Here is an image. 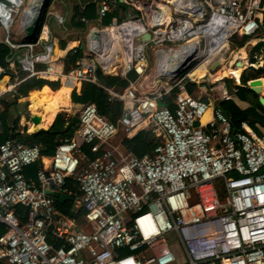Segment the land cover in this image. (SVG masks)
Instances as JSON below:
<instances>
[{"label": "built area", "instance_id": "obj_1", "mask_svg": "<svg viewBox=\"0 0 264 264\" xmlns=\"http://www.w3.org/2000/svg\"><path fill=\"white\" fill-rule=\"evenodd\" d=\"M25 1L0 0V43L12 49L8 65L0 61V98L31 78L78 91L84 82L99 84L98 68L114 76L115 61L120 77H136L124 87L104 85L123 103L116 121L85 104L74 134L35 174L30 167L46 157L40 145L0 141V264H264V132L248 122L236 131L216 100L187 88L189 70L214 64L236 38L259 43L264 0H120L123 9L118 0H98L96 18L82 17L92 23L84 56L68 70L50 34L29 41L24 27L21 34L15 29ZM52 16L66 22L64 13L51 11L44 26ZM146 32L151 37L142 40ZM166 97L174 109L161 103ZM140 130L156 138L143 156L124 143ZM68 177L80 191L73 201L75 212L85 211L83 223L62 213L48 193L71 196Z\"/></svg>", "mask_w": 264, "mask_h": 264}, {"label": "trees", "instance_id": "obj_2", "mask_svg": "<svg viewBox=\"0 0 264 264\" xmlns=\"http://www.w3.org/2000/svg\"><path fill=\"white\" fill-rule=\"evenodd\" d=\"M98 0H80V3L77 4L78 11H76V16L74 14V24L71 25L74 27L82 28L84 27V22L82 21V17H86L88 20L94 19L97 16V8H98ZM121 5V8H126L127 4L125 2H121L118 0ZM58 7H54L53 11ZM118 15V10H115L104 18L103 24H108L111 22L112 17ZM239 39V38H236ZM236 39L234 41H236ZM252 40L250 36H244L241 39L237 40V43H232L234 46L243 47L246 43ZM263 43H258L251 53L252 63H255L256 60L254 58L255 52ZM12 49L6 43H0V61L3 65H6L7 58L11 55ZM84 56L83 49L79 46L76 52L70 51L67 54V60L70 65L66 68L67 70L75 65L76 61ZM114 66V65H112ZM246 68H238L236 70L237 82H241L242 84H247L250 80L258 77L264 76V68H255L251 67L250 70L242 72ZM136 76L134 74H129L128 77H118V76H102L99 78V84L94 82H84L81 91H74L72 93V101L81 104V108L87 103H95L100 111V113L106 115L112 121H116L120 116L123 110V103L119 100H113L110 98L108 91L104 88L105 86H126L129 83V79H134ZM227 77V76H225ZM224 77V78H225ZM34 78L28 79L27 81H31ZM36 79V78H35ZM263 86H264V78ZM227 82V90L231 98H225L221 100H216V104L222 108L225 114L229 117L233 128L236 131L243 130L242 123L248 122L249 125L258 133H263V130L260 128H264V105L260 102V94L256 91L252 90L249 87L242 86L240 84H235V81L232 78H226ZM49 83V84H48ZM58 82L53 81H45V80H37L32 83V85L23 88V85L19 87V94L25 96L33 86L38 88H43L44 85H51L54 90L46 87L44 91L41 92L39 96H47L49 98H53L55 93L62 88V85L58 88ZM103 85V86H102ZM188 90L193 92L192 83L187 84ZM58 88V89H57ZM37 89V88H35ZM177 91V90H176ZM33 92L30 91L29 95L26 97V101L30 102V97ZM37 96V97H39ZM236 96L240 100L246 101L249 103L247 108H242L233 98ZM36 97V98H37ZM19 98V97H18ZM204 100H208L203 98ZM25 100V99H24ZM34 100H32L30 104V108L32 110V104ZM163 104H167L172 109H174V104L172 102L171 97H166L161 102ZM78 118L76 115L67 117V114L61 113L57 116L53 125L49 128L46 125L40 126L38 131L30 130V132L24 133L17 128V122L14 128H9L6 120V116L4 117V128L0 132V141H5L9 137L18 138L29 144H38L41 146L43 154L45 156H52L56 152L57 146L65 137L72 136L75 131V127L77 124ZM68 124V125H67ZM48 128V129H47ZM34 131V132H33ZM125 144L130 146L134 153L138 156H143L147 152H150L154 146L156 145V138L151 132L146 130H140L136 133V135L131 139H125ZM97 154H92L93 158L96 157ZM32 169H37V166H32L29 169L31 173ZM72 191V197L75 198L80 194V191L77 186V182L73 177L67 178V185ZM56 206L58 209L65 214L74 216L76 218H80L85 214L83 209L75 212L74 202L71 200H60L59 198H55ZM22 220L25 219V215L23 210H20Z\"/></svg>", "mask_w": 264, "mask_h": 264}, {"label": "rangeland", "instance_id": "obj_3", "mask_svg": "<svg viewBox=\"0 0 264 264\" xmlns=\"http://www.w3.org/2000/svg\"><path fill=\"white\" fill-rule=\"evenodd\" d=\"M28 3H29V0H26L25 1V4L21 7L22 10H21V12L19 14V17H18V24H16V26H15V29L18 31L19 34H21V29H20V26H19L20 25V20H21L22 14L24 12V9L27 7V4ZM79 3H80V0H51L49 2V5H48L47 9H46V12L44 13L43 20L48 16V14L51 11H53V8L54 7H58L61 10L62 13L67 14V16L71 18L72 15H74V9H75V7ZM51 18H52V20L53 19L54 20L56 19L55 16H52V17H49V20ZM80 30H81V28H80ZM81 32H82L81 35L84 37V40H86L87 35L84 34L85 29H84V31L81 30ZM0 34H1V37H2L3 36V33L1 31H0ZM259 35L261 36V39H264V30H262ZM239 39H241V38H239ZM239 39H236V41H234V42L237 43V40H239ZM253 40H255V39H253ZM256 42L257 41H255L254 43H256ZM245 46H246V44H245ZM237 47L238 48H241L242 46L241 47L237 46ZM237 47L234 46L233 44H231V46H230L229 49L230 50L233 49L234 51H237L236 50ZM255 47L256 46H254L252 44H250L248 46V56L249 57H247L245 59L244 66L243 67H237L236 65H233V68L231 70L230 69H226L223 73H217V74H215V71H212V73L216 75L214 78L213 77H207L205 79H201L200 72L199 73H196L195 75L192 74L193 79H195L197 81L196 82L195 80H191V79H188V81H187V83H192V87H193L192 94H194L195 96H198V97L200 96V97L206 98L208 100H209V98H212L213 101L214 100L225 99L229 95L228 90H227L226 78H232L235 81V84H237L238 82L236 81L237 80L236 70L238 68H242V69L246 68L242 72V74L245 71L250 70V68L252 67V64L254 65V67L256 69L259 68V67L260 68L261 67L264 68V42H263V45H261L260 48L257 49V51L255 52L254 58H255L256 62L255 63H252L251 53H253V50H255ZM229 52L227 53V55H229ZM233 57L232 56L229 57L226 61H229V60H231V61L232 60L237 61L238 60L237 57L234 58V59H233ZM113 65H115V64H113ZM225 65H226V68L229 67L228 66V62L225 63ZM200 68H202V66ZM186 73L187 72H185V70H184L181 73V75H184ZM181 75H180V77H181ZM225 76H227V77H225ZM118 77H120V76H118ZM8 78L6 77L5 80H7ZM262 78H264V76ZM37 80L38 79H35L34 78L31 81H26V82L20 84L17 87V89L19 90V87L22 86V85H23V88H26V87L32 85V83L34 81H37ZM199 80H201V83L198 82ZM11 81L12 82H15L14 79H12ZM239 83H241V82H239ZM61 85H62V82L59 81V83H57L58 88ZM46 87H49V89L54 90V91L56 90L51 85H44L43 88H46ZM30 91H31V89L27 93H25V94H27L25 96L19 95L18 91L17 92H13L12 91V92H9V93L4 94L3 96H1V98H0V132L4 128L3 123H4V117L5 116H6V120H7V124H8V127L9 128H11V129L14 128V126L16 125V122H17L18 123L17 124L18 130H20V131H22L24 133L30 132L29 131V126H30L29 124H30V122H32L31 121V116L34 115L33 112H32V110H31V108H30V104H31L32 100H34L37 96H39L42 91H44V89L37 88V90H35L33 92L32 96L30 97V102H29V101H26V97L29 95ZM72 93L73 92H71V96H72ZM260 95H263L264 96V92L261 93ZM230 97L231 96L229 95V98ZM237 101H238V103H240L242 105L241 107L247 106L243 102H240V100H237ZM71 105H70L69 108L64 109L61 112H59L58 115L61 114V113H64V114L66 113L67 115H70L69 113H71L70 111H72V112L75 113L76 117L78 118L79 117V114H80V111H81V106L78 105L76 108H74L75 106H74V104H72V97H71ZM261 128L264 129L263 127H261ZM40 129H43V128H40ZM36 131H38V130H36ZM121 139H122V134H120L115 139L114 142H116V143L117 142H120ZM217 186H218L220 195L222 197L224 195V193H223V187H222V182L219 181L217 183ZM169 241L177 244V238H175L174 236L169 237Z\"/></svg>", "mask_w": 264, "mask_h": 264}, {"label": "crops", "instance_id": "obj_4", "mask_svg": "<svg viewBox=\"0 0 264 264\" xmlns=\"http://www.w3.org/2000/svg\"><path fill=\"white\" fill-rule=\"evenodd\" d=\"M76 11H78L77 6L74 9L75 16H76ZM52 12L53 13H61L62 14V12H61V10L59 8L55 9ZM65 16H66V22L64 24H60L57 19H55V20L53 19L52 20V18H51L49 20V22H48V27L47 26H44L45 20H43L42 28H41V32H40V35H42L43 37H47V35L50 34L51 40L54 42V45H55V52H56V54H59V57H60L59 64H61L62 65L61 67H63V68H67L68 65H70L68 63V60H67L68 59L67 58V54L72 49V47H74L76 45H79L80 43L81 44L83 43L82 49L85 48L84 43H85L86 40H84V37L81 35V33H82L81 30L84 31V29H85L84 34L86 35L87 32H88V29H89L90 24H92V23L86 24L84 22V27H82L81 30H80V28H78L76 26L74 27V25H75L74 24V22H75L74 21V18H75L74 15H72L71 18L68 17L67 14H65ZM76 19H77V17L75 18V20ZM91 20H93V19H91ZM72 23L74 24L73 26L71 25ZM254 42H255V40H250L248 43H246V46L241 47L240 49L241 50H244V49L247 48V52H248V46L250 44H253ZM258 42L259 43L260 42L263 43L264 42V39H261ZM247 57H249V56L247 55ZM117 58H119V57H117ZM246 58H244L242 61L244 62ZM7 65H8V63L6 62V65L5 66H7ZM202 67H204V66H202ZM109 69H111V70L113 69L112 71H114V72H111V75L117 76L116 75L117 63H115V65L112 66V67H110ZM6 77L8 78L9 76H6ZM6 77H4V79ZM153 78H154V80L160 79V77L155 78V75H154ZM9 79H11V78L9 77L7 80H9ZM198 82L201 83V80H199ZM81 87L79 88L78 92L81 91ZM35 88H38V87H34L33 86L31 88V92H34L35 90H37ZM63 88H64V83H62V88L59 91L63 90ZM42 89L45 90V88H42ZM72 90H71V92H74ZM59 91H57L55 93V95H54L53 98H49L47 96H39V97H37V98L34 99V102L32 104V112H33V114L42 113L43 116H44V118L51 119V122L41 121L36 127L29 126V131L30 130H37L42 125H46L48 127L49 126L51 127L53 125V123L55 122L58 113L61 112L64 109H67V108L70 107V105H71V97H72L71 96V93L69 95V98H67L66 96H63L62 98H64V99H62V98H59V96H58ZM263 92H264V86L262 87V92L261 93H263ZM18 93H19V90H18ZM261 93H259V94H261ZM261 96H263V95H260V97ZM233 98L235 99V101L237 103H238L237 100H240L236 96H234ZM209 100H212V98H209ZM240 102H243L244 104L247 105V106H243L242 108H247L249 106V104L246 101L240 100ZM39 103H41V105H38ZM72 104H74V106H75L74 108H76L79 105V104H77V103H75L73 101H72ZM238 104L240 106H242L240 103H238ZM70 112H71V113H69L70 115H67V117H70L71 118L72 116L75 115V113L72 112V111H70ZM260 128H261V126H260ZM262 130L264 132V129H262ZM117 143H119V142H117ZM124 143H125V140H124ZM84 151H85V153L90 158H93L92 154H94V153L91 151V148L88 145H85ZM50 157L51 156H46L45 157V161L44 162L43 161L39 162L38 165H37V167L38 168L39 167H42L45 164V162L48 163ZM38 168L36 169V171L38 170ZM36 171H35V169H32L31 174H35ZM55 198H59L60 199V197H56V196H55ZM66 200H71L72 202H74L73 199H66ZM62 201H64V200H62ZM77 219L80 220L82 223L85 220L84 215L82 217H80V218H77Z\"/></svg>", "mask_w": 264, "mask_h": 264}, {"label": "bare ground", "instance_id": "obj_5", "mask_svg": "<svg viewBox=\"0 0 264 264\" xmlns=\"http://www.w3.org/2000/svg\"><path fill=\"white\" fill-rule=\"evenodd\" d=\"M21 2H23V0H21ZM42 4H43V0H29V3L27 4V7L24 9V12H23L21 20H20V25L19 26H20L21 30H22L23 27L26 26V24L30 23L31 20H33L35 17H37L39 15L40 8H41ZM167 8L169 10H171L169 6H167ZM112 43L114 44L113 41H112ZM225 49H227V50H225ZM225 49L219 53L220 54V59H219V63L217 65V67H213V64H210V66L202 67L203 68L202 69V68H200L201 65H197L194 68L189 70V72H188L189 76L193 79L192 74L195 75L196 73L200 72L201 79H205L207 77H213L214 78L216 76L215 74H217V73H223L226 69H230L231 70L233 68V65H236L237 67H243L244 66V62L242 60L244 58H246L247 55H248L247 48L244 49V50H241L240 48L237 47L236 48L237 51H234L233 49L229 50L228 48H225ZM228 52H229V55H227ZM231 56L232 57L234 56L233 59L237 57L238 60L237 61L232 60L233 62L231 60L226 61ZM187 62H188V60H185L182 63L183 66L181 67V69H184L186 67L185 64H187ZM227 62H228V66H229L228 68H226V65H225V63H227ZM115 63H117V61ZM115 63H112V64H115ZM109 71H111V69H109ZM177 71L178 70L171 71V72H169L167 74H166V72L162 71V73H161V72L158 71V73L155 74V78L167 77V79H168V77L175 76ZM212 71H215V74H213ZM112 72H114V71H112ZM118 72H119V70L117 68L116 69V75L117 76H119ZM193 80H195V79H193ZM72 89H73L72 85H70L67 82H64L63 90L59 91V93H58L59 98H62L63 96H66L67 98H69V95H70ZM62 99H64V98H62ZM38 105H41V103H39ZM210 113H211V108L209 109V111L204 116V120L205 121L209 117ZM34 115H38L40 117V122L41 121L51 122V119L44 118L42 113L34 114ZM38 124H35L34 122H30V126L31 127H36Z\"/></svg>", "mask_w": 264, "mask_h": 264}, {"label": "water", "instance_id": "obj_6", "mask_svg": "<svg viewBox=\"0 0 264 264\" xmlns=\"http://www.w3.org/2000/svg\"><path fill=\"white\" fill-rule=\"evenodd\" d=\"M50 1L51 0H43V4L40 8L39 15L37 17H35L33 20H31L30 23L26 24V26L24 27V32H25L27 40L36 41L38 39L40 32H41V28H42L44 13L46 12V9H47ZM150 37H151V34L149 32H146L142 36V40H148V39H150ZM170 59L176 65L177 68H180V65H178V63L180 61L179 57L171 56ZM218 63H219V60H217L213 64V67H217ZM167 66L170 67L169 64ZM252 66H254V65H252ZM97 73H98L99 77L103 76L102 70L100 68H98ZM262 79H263L262 77H258V78H254V79L250 80L247 84H242V83H239V84L242 86H245V87H249L252 90L256 91L257 93H261L262 87H263V80ZM260 102L262 105H264V96L260 97ZM31 121L34 122L35 124H38L40 122V117L38 115H32ZM37 130H39V129H37ZM48 193L53 194L56 197H60L61 200L73 199L72 196H70L66 193H59V192L53 193L52 191H48Z\"/></svg>", "mask_w": 264, "mask_h": 264}, {"label": "clouds", "instance_id": "obj_7", "mask_svg": "<svg viewBox=\"0 0 264 264\" xmlns=\"http://www.w3.org/2000/svg\"><path fill=\"white\" fill-rule=\"evenodd\" d=\"M254 67V66H253ZM104 76V75H103ZM231 98V97H230Z\"/></svg>", "mask_w": 264, "mask_h": 264}]
</instances>
